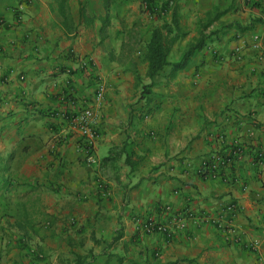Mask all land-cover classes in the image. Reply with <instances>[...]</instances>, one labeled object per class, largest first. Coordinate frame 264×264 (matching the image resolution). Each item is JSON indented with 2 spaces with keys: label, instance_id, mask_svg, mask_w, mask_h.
I'll return each mask as SVG.
<instances>
[{
  "label": "crops",
  "instance_id": "crops-1",
  "mask_svg": "<svg viewBox=\"0 0 264 264\" xmlns=\"http://www.w3.org/2000/svg\"><path fill=\"white\" fill-rule=\"evenodd\" d=\"M155 2L160 24L176 11L187 40L205 42L182 64L189 49L173 43L150 77L135 54L112 58L123 40L103 36L104 0H0V264H264V61L252 47L264 0ZM85 106L93 140L71 122ZM237 146L221 176L202 175ZM168 211L186 228L135 223H168Z\"/></svg>",
  "mask_w": 264,
  "mask_h": 264
},
{
  "label": "built area",
  "instance_id": "built-area-1",
  "mask_svg": "<svg viewBox=\"0 0 264 264\" xmlns=\"http://www.w3.org/2000/svg\"><path fill=\"white\" fill-rule=\"evenodd\" d=\"M252 47L258 53V60L264 61V37L260 34H255L252 39ZM235 52L240 53L243 50L242 45L235 47ZM82 62L83 67H89L91 65V59L83 57L82 59L78 58ZM97 91L96 98L98 101H101L106 90L105 83L99 79L97 81ZM71 122L74 127L86 138L93 140L98 136V130L96 128L97 117L94 109L90 106L83 107L76 115L71 117ZM256 155L262 160L264 159V152L261 150L255 151ZM241 147H231L226 151L212 155L211 158L206 159L203 163L202 175L209 178H217L221 176L222 171L231 167L235 164V161L240 156ZM230 210L235 209V206L231 205ZM170 215V222L159 221L151 214H143L137 216L135 223L137 224L138 229L142 233L154 234V233H163L170 234L173 231L172 225L176 224V227L179 229H184L187 226V218L182 213H173L168 211ZM205 221H210L219 227H225L224 221L222 218H212L210 216L203 218ZM230 229V228H228Z\"/></svg>",
  "mask_w": 264,
  "mask_h": 264
},
{
  "label": "rangeland",
  "instance_id": "rangeland-1",
  "mask_svg": "<svg viewBox=\"0 0 264 264\" xmlns=\"http://www.w3.org/2000/svg\"><path fill=\"white\" fill-rule=\"evenodd\" d=\"M155 3V0H121L111 8L109 30L116 37L113 42L120 43L121 40L134 38L133 42L137 50L135 55L141 64H144L143 51L145 44L150 39L153 26L160 24L159 22L167 10L166 2L157 6ZM186 28L189 27L186 26ZM177 35L178 37L174 41L177 54L183 52L185 48H192L198 41V38L188 41L183 28Z\"/></svg>",
  "mask_w": 264,
  "mask_h": 264
},
{
  "label": "trees",
  "instance_id": "trees-1",
  "mask_svg": "<svg viewBox=\"0 0 264 264\" xmlns=\"http://www.w3.org/2000/svg\"><path fill=\"white\" fill-rule=\"evenodd\" d=\"M118 3L119 0H104L106 15L102 28L103 36L107 35L111 7L116 6ZM179 31V20L176 11L173 14L171 23L166 22L154 26L150 39L145 44L143 51V59L148 63V76L153 77L163 70L165 66L171 63V48L172 44L178 37L177 34ZM133 40L134 38H130L129 40L124 39L121 53L118 56L112 54V58H116L119 62L123 63L129 60L134 63V54L137 50ZM204 42L205 38H200L197 43L185 53L180 63H184L195 49H199L204 45Z\"/></svg>",
  "mask_w": 264,
  "mask_h": 264
}]
</instances>
